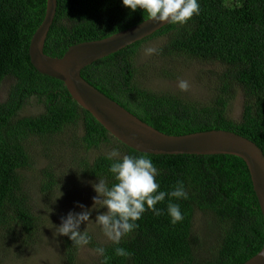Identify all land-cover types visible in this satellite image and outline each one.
<instances>
[{"label":"trees","instance_id":"obj_1","mask_svg":"<svg viewBox=\"0 0 264 264\" xmlns=\"http://www.w3.org/2000/svg\"><path fill=\"white\" fill-rule=\"evenodd\" d=\"M200 15L186 25L168 24L148 38L99 60L81 71L91 86L155 130L183 136L212 130L229 131L253 142L264 155V0H199ZM46 0H0V85L11 80L0 103V256L1 261L33 248L41 234L32 187L24 173L33 169L36 140L49 150L54 139L76 137L84 153L105 148L92 162L77 158L75 168L97 182L113 183L106 159L112 149L121 155L138 153L114 139L69 96L62 82L39 74L30 64L32 35L42 23ZM140 10L130 12L121 0H57L44 53L61 57L73 45L107 38L147 20ZM166 37L158 48L171 59L161 76L172 79L177 67L218 65L202 69L209 95L187 99L180 93H159L139 82L145 64L136 65L140 48ZM200 74V73H199ZM241 92L242 112L237 120L228 109ZM34 102L40 113L23 115ZM81 130L78 137L77 130ZM43 149V150H44ZM160 170L161 191L178 181L185 184L187 200L181 206L183 221L172 225L167 198L157 205L160 216L145 212L139 228L121 241L131 252L125 259L114 255L111 242L93 235L89 249L104 247L109 264H244L262 248L264 223L244 161L230 155H149ZM36 188L43 199L52 197L60 184L51 168L41 172ZM196 217L199 218L197 229ZM62 264H80L79 247L62 237ZM101 264L98 257L97 263Z\"/></svg>","mask_w":264,"mask_h":264},{"label":"water","instance_id":"obj_2","mask_svg":"<svg viewBox=\"0 0 264 264\" xmlns=\"http://www.w3.org/2000/svg\"><path fill=\"white\" fill-rule=\"evenodd\" d=\"M56 8L57 0H46L44 19L31 37L28 56L33 68L41 75L62 82L81 109L88 112L114 139L138 153L153 156L230 155L242 159L264 223V155L253 142L222 130L183 136L163 134L106 97L81 76L86 67L142 41L169 23L147 19L102 40L70 46L58 58L43 51ZM244 264H264V241L261 250Z\"/></svg>","mask_w":264,"mask_h":264},{"label":"rangeland","instance_id":"obj_3","mask_svg":"<svg viewBox=\"0 0 264 264\" xmlns=\"http://www.w3.org/2000/svg\"><path fill=\"white\" fill-rule=\"evenodd\" d=\"M166 42V37L156 38L144 44L136 58V65L145 64L146 69L140 77L139 82L145 88L159 93H180L181 96L187 99H200L209 95V90L205 85L208 81L206 77L201 74L202 69L212 70L218 69V65H201L193 64L187 67H177L172 79H167L161 76V70L166 68L167 63L172 62L171 59H163L158 55L145 56L144 51L148 47L160 48ZM200 73V74H199ZM187 80L190 88L187 92H181L177 83L179 80ZM11 85V80H6L0 85V103L6 99L7 93ZM243 97L241 92H238L234 101L228 109V116L233 120H237L242 112ZM40 113V109L36 108L34 102L27 105L23 111V115H30ZM78 137L81 135V130H77ZM77 142L76 137H67L64 135L58 136L54 139L53 144L49 146V150L41 147L36 140L33 142L32 152H35V165L32 170L24 173V179L27 186L34 190L33 200L36 207V212L39 213L41 222V234L39 239L32 249L23 252L20 256H14L13 259L1 261L0 264H62V237L57 235V227L61 223V217H64L68 212L78 213L82 211L78 205H84L85 209L93 208V197L96 195L92 190L89 182L95 183L92 179L83 175L82 170L75 168L73 162V153L78 152L77 158L87 156V160L92 162L97 156L106 153L105 148L98 150H90L84 153L81 149L75 148ZM44 149V150H43ZM75 164V165H74ZM51 168L54 174L63 182L57 189L55 194L48 199H43L36 188H39L42 181L41 172L44 169ZM62 194L60 197V193ZM105 211V209H93L91 213L90 222L81 225V231H87L93 235L95 240L100 243L110 242L103 235L99 227L94 224L95 217ZM199 218L196 217L197 229L199 228ZM98 257L95 256L91 249L83 247L78 252L77 261L80 264H95Z\"/></svg>","mask_w":264,"mask_h":264},{"label":"clouds","instance_id":"obj_4","mask_svg":"<svg viewBox=\"0 0 264 264\" xmlns=\"http://www.w3.org/2000/svg\"><path fill=\"white\" fill-rule=\"evenodd\" d=\"M122 7L130 12L140 10L143 17L151 21L167 22L175 25H186L194 16L200 15L199 0H121ZM159 49L148 47L145 56L159 55ZM177 87L181 92H187L190 84L187 80H179ZM110 161L108 172L111 174V185L105 179L89 182L95 192L93 208L82 211L68 212L61 217V223L56 228L57 235L67 237L73 246L83 248L91 243L92 237L87 231H81V225L90 222L93 209H105L95 217L94 224L114 247V255L129 259L131 252L120 247L121 241L129 237L139 228L137 223L147 211L154 216H160L162 210L157 207L167 198L166 212L172 225L184 219L181 206L176 201L187 200L189 193L185 184L178 181L170 191H161L157 177L160 170L154 165L147 154L121 155L118 149H112L106 156ZM60 193V192H59ZM62 194L60 193L59 197ZM95 256L101 258V264H109L112 257L106 254L104 247L92 249Z\"/></svg>","mask_w":264,"mask_h":264},{"label":"bare ground","instance_id":"obj_5","mask_svg":"<svg viewBox=\"0 0 264 264\" xmlns=\"http://www.w3.org/2000/svg\"><path fill=\"white\" fill-rule=\"evenodd\" d=\"M39 26H40V25H39ZM152 35H153V34H152ZM32 36H33V35H32ZM150 36H151V35H150ZM146 38H148V37H146ZM146 38H145V39H146ZM143 40H144V39H143Z\"/></svg>","mask_w":264,"mask_h":264}]
</instances>
